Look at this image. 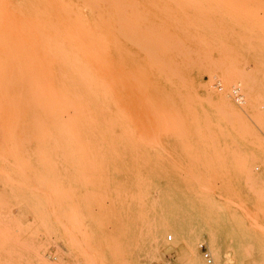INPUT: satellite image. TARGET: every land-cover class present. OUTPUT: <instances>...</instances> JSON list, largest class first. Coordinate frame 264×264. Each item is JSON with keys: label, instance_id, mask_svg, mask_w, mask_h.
Wrapping results in <instances>:
<instances>
[{"label": "rangeland", "instance_id": "374dc122", "mask_svg": "<svg viewBox=\"0 0 264 264\" xmlns=\"http://www.w3.org/2000/svg\"><path fill=\"white\" fill-rule=\"evenodd\" d=\"M86 1L0 0V264H264V0Z\"/></svg>", "mask_w": 264, "mask_h": 264}, {"label": "bare ground", "instance_id": "6f19581e", "mask_svg": "<svg viewBox=\"0 0 264 264\" xmlns=\"http://www.w3.org/2000/svg\"><path fill=\"white\" fill-rule=\"evenodd\" d=\"M88 1V0H87ZM86 1V4L88 5ZM109 1V0H108ZM63 2V1H62ZM97 2V1H96ZM92 2V8L94 9V7H99V5L97 6V4ZM102 2V0L100 1ZM94 5V6H93ZM97 10V8H96ZM73 14V13H72ZM75 15V14H74ZM76 16V15H75ZM110 16V14H109ZM111 17V16H110ZM80 24V23H79ZM82 24V22H81ZM83 27V25H82ZM85 27V26H84ZM81 28V27H80ZM82 29V28H81ZM114 29V28H113ZM80 30V29H79ZM90 31V30H89ZM93 34V33H92ZM89 36V35H88ZM34 38V37H33ZM32 38V40H33ZM45 38V37H44ZM90 38V37H89ZM79 39V38H78ZM94 39V37H93ZM95 40V39H94ZM46 41V40H45ZM58 41V40H57ZM59 42V41H58ZM93 42V41H92ZM44 40L43 37H39L38 39V44H37V48H36V58H35V69L34 70V74L36 75L37 78V82H38V96H50L51 95V100H52V113H54L55 111H57V109H60V105L59 103L55 102V100L52 97L51 94V52L50 50H46L43 46H44ZM99 44V43H98ZM58 45V44H57ZM92 45V44H91ZM95 47V45H94ZM102 47V44H101ZM61 48V47H60ZM96 48V47H95ZM33 49V48H32ZM34 50V49H33ZM96 50V49H95ZM96 54V52H95ZM99 57V55H98ZM53 58V56H52ZM93 58V57H92ZM55 59V57H54ZM101 59V58H100ZM24 61V60H23ZM32 61V60H31ZM96 62V61H95ZM23 65V64H22ZM54 71V70H53ZM74 71V70H73ZM66 77V76H65ZM83 83V82H82ZM29 92V91H28ZM76 96V95H75ZM71 100V99H70ZM89 103V102H88ZM72 105V104H71ZM87 106V105H86ZM72 108V107H71ZM83 108V107H81ZM74 111V109H73ZM78 113V112H77ZM82 116V115H81ZM86 120V119H85ZM87 122V120H86ZM90 123V122H89ZM86 124V123H85ZM185 245V256L187 258V261H189L190 264H203L201 258H200V254H199V248L198 245L199 244H195L190 242L189 240L186 241ZM224 244L222 242L219 241V239L214 236L211 237V242H210V249L212 254L216 257L217 259V264H224V259L227 258V253L222 249V246ZM151 248V247H150ZM157 252L152 251L151 253L149 252V254L146 256L147 259H154L157 256ZM262 262V261H261ZM251 263L252 264H259L255 259H251ZM250 261H246V263L244 264H251Z\"/></svg>", "mask_w": 264, "mask_h": 264}, {"label": "built area", "instance_id": "2783aa9c", "mask_svg": "<svg viewBox=\"0 0 264 264\" xmlns=\"http://www.w3.org/2000/svg\"><path fill=\"white\" fill-rule=\"evenodd\" d=\"M213 85L219 91L223 89L221 82L218 80L215 81ZM228 96L230 97L232 102L236 105H242L244 103V96L241 93V88H240L239 84H234L231 86V88L228 92ZM167 240L171 241L172 236L167 235ZM198 248H199L200 257H201L202 261L204 262V264H214V260H213V256H212V252H211L210 248L203 242L199 243ZM163 264H170V263L168 261V262H165Z\"/></svg>", "mask_w": 264, "mask_h": 264}]
</instances>
